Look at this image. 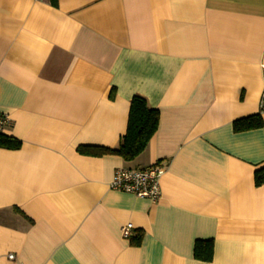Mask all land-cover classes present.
Returning <instances> with one entry per match:
<instances>
[{
    "label": "crops",
    "instance_id": "1",
    "mask_svg": "<svg viewBox=\"0 0 264 264\" xmlns=\"http://www.w3.org/2000/svg\"><path fill=\"white\" fill-rule=\"evenodd\" d=\"M263 94L264 0H0L3 134L22 142L0 147V264H264V125L233 127L264 121ZM135 95L160 112L147 149L81 153L118 148ZM154 163L157 202L110 188Z\"/></svg>",
    "mask_w": 264,
    "mask_h": 264
},
{
    "label": "trees",
    "instance_id": "2",
    "mask_svg": "<svg viewBox=\"0 0 264 264\" xmlns=\"http://www.w3.org/2000/svg\"><path fill=\"white\" fill-rule=\"evenodd\" d=\"M55 7L58 0H50ZM264 111V106H262ZM160 112L149 106L147 100L139 95L133 96L130 105L129 119L126 133L122 136L120 144L116 149L96 146H81L78 150L84 154L101 155L112 153L120 155L125 161L130 162L140 156L148 147L152 137L158 130ZM264 125L261 112L236 119L233 122L235 131H244L260 128ZM22 142L8 135H0V147L7 149H19ZM264 183V167L255 171V184L260 186ZM143 234L141 232L131 236L134 245H140ZM214 253L212 239H198L194 244V257L202 261H211Z\"/></svg>",
    "mask_w": 264,
    "mask_h": 264
},
{
    "label": "built area",
    "instance_id": "3",
    "mask_svg": "<svg viewBox=\"0 0 264 264\" xmlns=\"http://www.w3.org/2000/svg\"><path fill=\"white\" fill-rule=\"evenodd\" d=\"M261 105L264 106V94L262 96ZM9 120L8 114L0 111V135L4 133ZM165 168L164 165L159 163L142 167H119L115 170L114 176L110 182V188L121 192L132 193L139 197H145L153 202H157L162 195L160 179ZM121 231L125 238H130L133 235V224H124ZM10 257L13 258V254H10Z\"/></svg>",
    "mask_w": 264,
    "mask_h": 264
}]
</instances>
